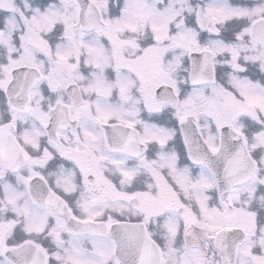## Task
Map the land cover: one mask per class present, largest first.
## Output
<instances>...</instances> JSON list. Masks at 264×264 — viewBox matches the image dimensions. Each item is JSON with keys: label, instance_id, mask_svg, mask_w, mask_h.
<instances>
[{"label": "snow or ice", "instance_id": "1", "mask_svg": "<svg viewBox=\"0 0 264 264\" xmlns=\"http://www.w3.org/2000/svg\"><path fill=\"white\" fill-rule=\"evenodd\" d=\"M0 264H264V0H0Z\"/></svg>", "mask_w": 264, "mask_h": 264}]
</instances>
